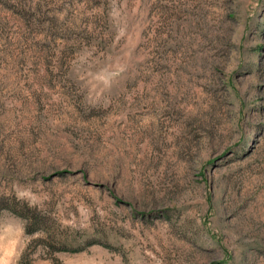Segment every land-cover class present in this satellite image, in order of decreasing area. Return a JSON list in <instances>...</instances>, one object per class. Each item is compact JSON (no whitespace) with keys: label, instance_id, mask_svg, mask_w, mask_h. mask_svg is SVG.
Returning a JSON list of instances; mask_svg holds the SVG:
<instances>
[{"label":"rangeland","instance_id":"obj_1","mask_svg":"<svg viewBox=\"0 0 264 264\" xmlns=\"http://www.w3.org/2000/svg\"><path fill=\"white\" fill-rule=\"evenodd\" d=\"M0 264H264V0H0Z\"/></svg>","mask_w":264,"mask_h":264}]
</instances>
